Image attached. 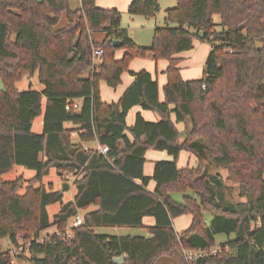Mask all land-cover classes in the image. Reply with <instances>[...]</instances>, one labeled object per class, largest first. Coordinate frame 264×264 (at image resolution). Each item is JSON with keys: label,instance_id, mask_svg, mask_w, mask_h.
<instances>
[{"label": "trees", "instance_id": "1", "mask_svg": "<svg viewBox=\"0 0 264 264\" xmlns=\"http://www.w3.org/2000/svg\"><path fill=\"white\" fill-rule=\"evenodd\" d=\"M80 4L72 10L68 0H0V264H117L121 257L123 264H152L179 244L219 247L207 264H264V0H176L149 47L129 38L118 10L100 9L95 0ZM158 12V0H132L127 9L146 20ZM62 14L66 26L57 29ZM99 34L103 38L95 39ZM194 39L211 50L204 76L183 81L175 56L192 50ZM119 50L124 54L117 60ZM148 56L169 62L164 101L157 82L142 71L131 74L134 81L118 103L102 102L100 83L116 89L131 61ZM34 75L42 91L17 89ZM137 106L160 120L137 114L128 127V112ZM42 114L43 130L36 134L33 123ZM92 142L108 153L85 150ZM150 150L171 160L156 162L147 177ZM182 151L196 158L195 168H177ZM16 167L35 174L4 180ZM210 167L228 169L245 201L226 200L222 178H210ZM51 169L59 178L81 175L72 201L63 203L62 191L43 185ZM187 192L195 198L184 195L178 203L171 197ZM55 204L60 209L50 217L47 209ZM92 206L98 209L82 216L81 226L68 228ZM183 215L191 216V225L176 234L172 219ZM145 217L154 225L145 228ZM100 227L144 228L150 237L95 233ZM50 228L55 232L42 236ZM217 235L234 239L217 245Z\"/></svg>", "mask_w": 264, "mask_h": 264}, {"label": "crops", "instance_id": "2", "mask_svg": "<svg viewBox=\"0 0 264 264\" xmlns=\"http://www.w3.org/2000/svg\"><path fill=\"white\" fill-rule=\"evenodd\" d=\"M131 2H132V0H95V4H96V6L98 8H100V9H116L122 15L127 13L128 6H129V4ZM80 7H81V4H80L79 8ZM163 25H164V23H163ZM163 25H161V26L155 25L153 31L155 30V28L163 27ZM121 28H122V26H121ZM123 30L127 31L126 29H123ZM127 34L129 36L128 31H127ZM102 38H103V35H102L101 39ZM129 38L131 39L130 36H129ZM210 50H211V45L203 43L200 40H198L196 42L193 41L192 50L187 51V52H183V53L178 54V55L175 56L176 58L181 59V62L178 65V67H179L180 77H181V79L183 81L198 80V79H201L204 76L205 61H206V58H207ZM123 54H124V51L123 50H119V51H117L115 53V58L117 60H119V59H121L123 57ZM168 65H169V62L167 60L160 59V60L156 61V60H153V58L151 56H149L147 58H144V59L137 58V59L132 60L130 65H129L128 72H125V73L122 74V76H121V84L116 89H112V88L107 87L104 82L100 83L99 92H100V98H101L102 102L107 103V104L118 103L120 101V99L122 98V96L124 95V93L126 92V90L131 86V84L134 81V78L131 76V74L132 73L136 74V73H139V72H142V71L148 72L151 75L152 79L157 82V84H158V98H159V101H161V102L164 101L163 87L167 83V76L165 74V71H166ZM200 65L203 66V68L201 69L202 70L201 77L199 76V77H192V78L188 77V78H185L186 77L185 74L189 76V74L187 73V71L189 70V67H191V66H200ZM27 86H28V88L29 87L32 88L30 82H28ZM41 87L42 88L40 90H38V91H42L43 90V86L42 85H41ZM77 103H80V102L77 101ZM44 106H45V102L43 104V107ZM137 114H139L146 122L156 123V122H158L160 120V117L156 113H153L151 111H144L140 107L137 106V107H133L128 112V115L126 117V125L128 127L133 125ZM40 117H41L40 120H38L39 117L36 119V120L39 121V122H37L38 126L36 127V130L34 129V127H32V131L34 130L33 132L36 133V134H40L42 132V130H43V114ZM170 118L175 123V117H174L173 114L171 115ZM67 126H69V125H67ZM175 127L180 132V134L185 132V125L184 124L175 123ZM128 137L131 139V137L129 135H128ZM99 146L100 145L97 142L89 143V148L90 149L97 150V148ZM151 151L152 150L146 152L145 164H144V167H143V174H144V176H147V177L152 176L154 165H155L156 162H158V161H170L171 160V157L165 152H158V151L151 152ZM149 152H150V154H148ZM148 159H150V161H152V163L147 168ZM196 163H197V160L192 154L187 153L185 151H182L179 154L178 160L176 162V166H177L178 169H184V168H190L191 169V168H195L196 167ZM191 164H193V167H189V166H191ZM154 188H155L154 182H150L148 184L146 190L148 192L152 193L154 191ZM75 192H76V190H75V188H73V190H72V192L70 194V199H68L67 201H65L63 203H67V202L72 201L73 197L75 195ZM190 193L191 192L183 194V196L184 195L192 196V194H190ZM64 195H65V193L63 194V199H64ZM183 196H182L181 203L183 202ZM63 199H62V201H63ZM97 209H98L97 206H92L86 211H81V213H82L81 216H84L87 212L96 211ZM185 216H187L189 218H184L185 221L181 224V227L179 228V230H177L174 227V221L177 220V219H178L177 221H180V219H183V217H185ZM207 218L206 219L209 222L211 217L209 216ZM191 222H192V218H191L190 215H183V216L177 217L175 219H172V228H173V230H174V232L176 234H180V233H182V232H184V231L189 229V227L191 225ZM154 223H155V221L151 217H145L142 220V224H143V226L145 228L153 226ZM102 228H110V227L97 228V229H95V233L102 234V235H107V236H115V237H125V236H129V237H145V238H149L150 237L149 233L144 228H118V229H139L138 231H140V233H137V234H140V235H132L129 232L131 230H123V231H127L125 233V235L103 234V233H101L102 231L100 230ZM115 229H117V228H115ZM53 232H55V229H54ZM230 236H233V235H230ZM230 236H227L228 237L227 241L220 242L219 244L226 243L228 241L233 240L234 237L232 239H229ZM4 242H6V241H4ZM4 242L2 243V246L4 245ZM5 245H6V247L4 249H9L8 248L9 243L6 242Z\"/></svg>", "mask_w": 264, "mask_h": 264}, {"label": "rangeland", "instance_id": "3", "mask_svg": "<svg viewBox=\"0 0 264 264\" xmlns=\"http://www.w3.org/2000/svg\"><path fill=\"white\" fill-rule=\"evenodd\" d=\"M36 1H40V0H36ZM69 3V7L72 10H76L79 8L80 6V0H68ZM158 4H159V12L156 14V17L154 19H150V20H146L141 16H130L127 13L122 15L121 14V26L123 29H126L129 33V36L131 37V39L138 45L143 46V47H149L152 41V35H153V29L155 27V25L161 26L163 25V19L165 17V11L167 9H172L173 7H175L176 5V0H158ZM214 21L215 23H219V18L218 17H214ZM66 26V17L65 14H62L60 16V20L59 23L57 25V29L63 28ZM220 28L217 27V30H219ZM102 34L99 35H95L94 38L99 40L101 39ZM194 41H198L197 39H194ZM149 57V56H148ZM97 61V60H96ZM203 66H191L189 67V70L187 71V73L189 74L186 75L185 74V78L188 77H201V73H202V69ZM89 71H86L83 76L86 77ZM28 82L31 83V89L33 90H40L41 84L38 82L37 79V75H34V77L30 80H22L21 82H18L16 84V87L19 91H23V90H27L28 89ZM3 85L0 81V91L3 90ZM45 99H43L42 104H44ZM41 117H39L38 120H40ZM38 120L35 119V122L33 123V127L36 130L37 122H39ZM34 131V130H33ZM75 136L72 135V139L75 140ZM87 148H89V144L86 145ZM151 152H155V151H151ZM150 154V152L148 153ZM152 163V161H150V159H148L147 161V168L148 166ZM189 167H193V164H191V166ZM208 172L213 175V178L220 176V178H222L223 181V188L220 193L223 197H225L226 200H230L233 201L235 203L238 202H244V198L239 197V186L238 184L235 183V179L233 176L230 175V172L228 171V169L226 168H212L210 167L208 169ZM19 176H23L26 180L32 178L34 176V172L24 169L22 167H16L11 173L7 174L4 176V180L6 181H13L15 180L17 177ZM81 175L79 173L77 174H68L63 176L62 178L57 177L55 171L53 169H51L48 173V175L46 177H44L43 179V185L45 187H47L48 185H52L54 190H59L62 191V186L64 184L68 185V190L66 192H63L64 195V199L63 202L67 201L68 199H70V194L74 188L73 186V182L75 180H77L78 178H80ZM188 193V192H187ZM190 194H192V196L195 198V195L191 192ZM182 196L183 194L181 193H172L171 197L174 201L181 203L182 201ZM60 208L59 204H55L52 205L50 207H48L47 211H48V215L50 217H52ZM81 212H79V216H81ZM209 217V215H205V218ZM184 218H189L187 216L183 217V219H180V221L175 220L174 221V227L179 230V228L181 227V224L185 221ZM208 219V218H207ZM72 220L69 221V223L71 224ZM70 227V225H68V228ZM103 234H109V235H125V233L127 231H123V230H131L129 231L132 235H140L137 233H140V231H138L139 229H115V228H102L100 229ZM54 231V228H50L47 231L42 233V236H46L47 234H51ZM234 236H230L229 239H232ZM216 243L217 245L220 242L223 241H227L228 237L225 235H217L215 237ZM6 242H4L3 247H6ZM11 248V247H10ZM187 248H184L183 246H181V244L178 245V247L174 248L169 254H165L162 256H159L152 264H185V258H184V254H183V250H186ZM14 251V250H13ZM14 264H27L25 262H18L17 260L14 261Z\"/></svg>", "mask_w": 264, "mask_h": 264}, {"label": "built area", "instance_id": "4", "mask_svg": "<svg viewBox=\"0 0 264 264\" xmlns=\"http://www.w3.org/2000/svg\"><path fill=\"white\" fill-rule=\"evenodd\" d=\"M102 56V51L101 50H97L94 52V59L95 60H99ZM80 103H73V108L76 110H79L80 108ZM66 109L68 110L69 107H66ZM73 136H75V134H73ZM85 150L87 149V147L84 148ZM97 151H99L102 154H107L108 153V148L105 146H99L97 148ZM83 223V218L82 216H75L72 219V222L70 224L69 228H76L81 226V224ZM66 237L69 238L70 237V233L67 232L66 233ZM220 251L219 247H211V248H206V249H186L183 250V254H184V258H185V264H207L205 263V261L211 257V256H215L218 254V252Z\"/></svg>", "mask_w": 264, "mask_h": 264}, {"label": "water", "instance_id": "5", "mask_svg": "<svg viewBox=\"0 0 264 264\" xmlns=\"http://www.w3.org/2000/svg\"><path fill=\"white\" fill-rule=\"evenodd\" d=\"M113 46L119 48L121 46V43L120 42H117V41H114L113 42ZM210 178H213V177L211 176ZM61 190H62V192H66L68 190V185L67 184H64L62 186V189ZM114 262L117 263V264H123L124 258L123 257L116 258V259H114Z\"/></svg>", "mask_w": 264, "mask_h": 264}]
</instances>
